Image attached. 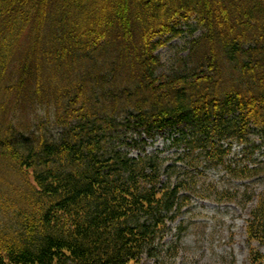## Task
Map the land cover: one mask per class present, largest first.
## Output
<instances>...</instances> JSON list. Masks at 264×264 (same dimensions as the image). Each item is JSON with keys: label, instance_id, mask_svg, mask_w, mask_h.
Masks as SVG:
<instances>
[{"label": "trees", "instance_id": "16d2710c", "mask_svg": "<svg viewBox=\"0 0 264 264\" xmlns=\"http://www.w3.org/2000/svg\"><path fill=\"white\" fill-rule=\"evenodd\" d=\"M195 198L264 264V0H0V264H165Z\"/></svg>", "mask_w": 264, "mask_h": 264}, {"label": "rangeland", "instance_id": "374dc122", "mask_svg": "<svg viewBox=\"0 0 264 264\" xmlns=\"http://www.w3.org/2000/svg\"><path fill=\"white\" fill-rule=\"evenodd\" d=\"M168 136L158 135L148 150L168 148L166 153L172 155L174 149L169 148ZM210 178L213 182L216 175L212 173ZM216 184L221 187L229 185L225 181ZM246 219V213L233 204L195 198L175 223L176 226L184 225L183 232L179 233L175 228L176 231L166 238L175 241L176 247L173 252L163 255L165 264H252L250 250L257 245L252 243V246L246 239ZM137 264L154 262L147 260Z\"/></svg>", "mask_w": 264, "mask_h": 264}]
</instances>
